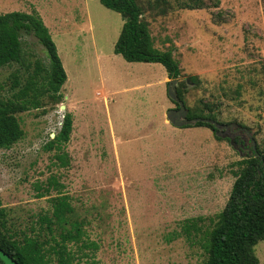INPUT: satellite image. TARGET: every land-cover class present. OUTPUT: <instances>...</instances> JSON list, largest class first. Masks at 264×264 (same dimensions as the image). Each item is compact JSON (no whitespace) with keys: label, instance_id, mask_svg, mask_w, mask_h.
I'll list each match as a JSON object with an SVG mask.
<instances>
[{"label":"rangeland","instance_id":"rangeland-1","mask_svg":"<svg viewBox=\"0 0 264 264\" xmlns=\"http://www.w3.org/2000/svg\"><path fill=\"white\" fill-rule=\"evenodd\" d=\"M137 2L155 46L174 49L178 82L196 76L183 87L187 106L248 128L264 150V0H205L201 8L188 0ZM34 10L50 29L67 80L62 102L17 114L24 137L0 149L9 224L29 228L62 193L99 244L97 264H204L201 244L178 234L190 218L204 230L214 225L229 199L235 163L246 155L210 127L169 121L176 103L165 67L114 51L120 13L100 0H0V14ZM21 40L23 62L0 69V98L13 92L14 73L24 82L36 62L48 61L35 35L22 33ZM68 112L70 163L62 166L46 145ZM52 178L57 186L46 191ZM255 252L264 264V239Z\"/></svg>","mask_w":264,"mask_h":264},{"label":"trees","instance_id":"trees-1","mask_svg":"<svg viewBox=\"0 0 264 264\" xmlns=\"http://www.w3.org/2000/svg\"><path fill=\"white\" fill-rule=\"evenodd\" d=\"M100 1L124 19L114 47L115 53L130 62L161 63L169 78L179 80L182 69L174 56V49L161 50L155 46L149 21L144 18L143 8L137 0ZM188 1L196 2L195 6H191L193 8L205 6V0ZM218 2L215 0V4ZM22 33L33 34L39 39L48 61L45 64L36 62L35 69L24 82L17 73L13 74V92L0 98V149L11 148L24 137L18 113L40 108L45 101L58 104L64 98L61 89L67 80V73L50 29L37 10L0 14V69L13 62H23ZM188 80L194 82L196 76L191 75L177 84L178 96L189 110L188 117L217 120L211 112L205 114L203 109L187 106L183 87L189 83ZM194 126L210 127L216 138L222 139L210 122L198 121ZM72 131L73 116L68 112L60 130L46 145V149L56 150V157L62 166L70 163L65 145L70 141ZM235 164L237 169L232 171L235 181L229 199L214 225L204 230L197 218H190L178 234L185 235L192 243L201 244L207 254L204 264H260L255 246L264 239V150L256 145V151L252 149L251 154H246ZM56 184L57 181L52 178L46 191ZM50 201L51 211L40 213L30 230L27 227L17 230L9 224L7 209L0 197V249L19 264H78L83 257L88 258L85 264H97L93 258L99 244L89 237L85 229L86 221L76 215L69 196L58 193ZM0 264H5L1 258Z\"/></svg>","mask_w":264,"mask_h":264},{"label":"water","instance_id":"water-1","mask_svg":"<svg viewBox=\"0 0 264 264\" xmlns=\"http://www.w3.org/2000/svg\"><path fill=\"white\" fill-rule=\"evenodd\" d=\"M177 83H178V79H171L167 87L169 98L175 103H178L177 108H170L167 111V118L169 119V121L177 127H183L188 124L194 125L198 121L210 122L214 125V128L216 129V134L218 136L225 137L226 135L223 132L224 126L218 120L212 118H205V117H196V118L188 117L189 110L186 107L185 102L178 96ZM234 125L235 123L231 124L230 126L232 127ZM229 138L231 143L233 144L234 138L232 136H229ZM252 142H253V148L256 151V141L253 139ZM0 258L4 261L5 264H19L14 257H12L10 254H8L2 249H0Z\"/></svg>","mask_w":264,"mask_h":264},{"label":"flooded vegetation","instance_id":"flooded-vegetation-1","mask_svg":"<svg viewBox=\"0 0 264 264\" xmlns=\"http://www.w3.org/2000/svg\"><path fill=\"white\" fill-rule=\"evenodd\" d=\"M177 106L178 105L176 104L175 108H177ZM233 123L235 122H229V123L223 124L224 126L223 132L226 135L225 138H229V136H232L234 138L233 144H235L238 147L240 154H245V155L251 154L252 149H254L253 142H252L254 139L253 134L248 128L238 125L237 123H235V125L231 127L230 125ZM256 145L258 144L256 143Z\"/></svg>","mask_w":264,"mask_h":264}]
</instances>
